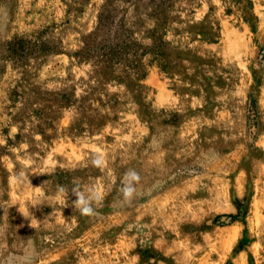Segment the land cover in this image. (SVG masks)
Instances as JSON below:
<instances>
[{"label": "rangeland", "instance_id": "1", "mask_svg": "<svg viewBox=\"0 0 264 264\" xmlns=\"http://www.w3.org/2000/svg\"><path fill=\"white\" fill-rule=\"evenodd\" d=\"M26 253L264 264V0H0V264Z\"/></svg>", "mask_w": 264, "mask_h": 264}, {"label": "clouds", "instance_id": "2", "mask_svg": "<svg viewBox=\"0 0 264 264\" xmlns=\"http://www.w3.org/2000/svg\"><path fill=\"white\" fill-rule=\"evenodd\" d=\"M92 164L95 167H102L104 164L103 153L97 149L92 157ZM141 177L139 173L133 169H128L122 178L121 185L118 189V194L122 197L123 203H131L136 197L137 185L139 184ZM71 193L76 197L72 202L75 209H78L83 216L96 215V209L94 203L98 202V195L94 189L81 190L80 185L76 184L71 188ZM59 192L67 197L69 190L64 186L59 187ZM66 206V204H65ZM26 257V258H25ZM23 258V264H32L34 256L32 254H25ZM8 264H15V258L10 257Z\"/></svg>", "mask_w": 264, "mask_h": 264}]
</instances>
